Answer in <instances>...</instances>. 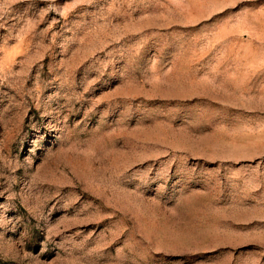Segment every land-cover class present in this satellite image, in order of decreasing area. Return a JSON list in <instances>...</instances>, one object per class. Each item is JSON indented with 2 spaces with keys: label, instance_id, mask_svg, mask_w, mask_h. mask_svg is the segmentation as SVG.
I'll return each mask as SVG.
<instances>
[{
  "label": "rangeland",
  "instance_id": "1",
  "mask_svg": "<svg viewBox=\"0 0 264 264\" xmlns=\"http://www.w3.org/2000/svg\"><path fill=\"white\" fill-rule=\"evenodd\" d=\"M0 264H264V0H0Z\"/></svg>",
  "mask_w": 264,
  "mask_h": 264
}]
</instances>
